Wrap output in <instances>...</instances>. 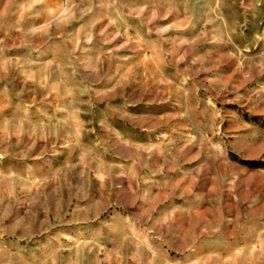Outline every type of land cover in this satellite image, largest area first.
<instances>
[{"label": "rangeland", "instance_id": "374dc122", "mask_svg": "<svg viewBox=\"0 0 264 264\" xmlns=\"http://www.w3.org/2000/svg\"><path fill=\"white\" fill-rule=\"evenodd\" d=\"M0 264H264V0H0Z\"/></svg>", "mask_w": 264, "mask_h": 264}]
</instances>
